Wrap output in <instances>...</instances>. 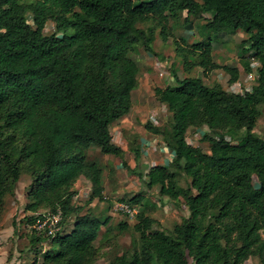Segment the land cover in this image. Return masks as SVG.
I'll return each instance as SVG.
<instances>
[{"label":"trees","instance_id":"trees-1","mask_svg":"<svg viewBox=\"0 0 264 264\" xmlns=\"http://www.w3.org/2000/svg\"><path fill=\"white\" fill-rule=\"evenodd\" d=\"M183 12L185 22L211 14L202 28L214 35L242 27V51L259 63L257 78L243 93L176 74L173 84L155 89L170 113L169 127H145L162 136L172 159L145 174L126 168L147 189L182 199L188 215L166 234L136 194L128 204L140 206L132 225L138 238L107 264H244L251 257L264 264V137L254 131L264 114V0H0V215L23 170L32 178L25 204L31 215L24 222L59 209L63 226L74 215L72 228L53 237L31 231L33 243H52L32 264L97 259L95 242L110 217L81 213L72 204V185L83 176L91 183L89 201L104 200L102 167L87 160L85 149L121 157L110 128L129 113L138 86L131 53L141 45L153 54L154 29L138 24L154 19L163 25ZM47 21L60 36L44 33ZM211 43L200 40L179 50L197 55L204 74L223 69L235 83L240 70L215 62ZM203 127L208 152L186 139L190 128ZM182 176L190 179L186 188L179 185Z\"/></svg>","mask_w":264,"mask_h":264},{"label":"rangeland","instance_id":"rangeland-1","mask_svg":"<svg viewBox=\"0 0 264 264\" xmlns=\"http://www.w3.org/2000/svg\"><path fill=\"white\" fill-rule=\"evenodd\" d=\"M185 16L186 13L183 12L177 19L167 18L163 25L157 24L154 19L138 24V27L143 29L148 27L154 29L153 54H147L141 45L136 46L131 53L139 67L138 86L131 93L129 113L115 121L110 128L113 141L123 149L121 157L102 154L95 146L85 149L87 160L94 161L102 167L104 200L89 201L91 183L81 176L72 185V190L76 191L72 204L82 207L81 213L89 210L99 216L110 217L108 224L101 228L99 238L95 242L98 257L93 264H107L114 256L133 249V240L138 238L137 233L132 229L135 217L130 218L123 212L115 210L116 203L122 201L130 203V198L141 194L144 205L140 206L146 208L147 213L155 219L154 226L164 230L166 234H169L173 226L188 215L182 199L174 202L162 196L158 187L147 189L137 176L128 172L126 168V165L130 168H138V171L145 174L150 166L163 162L167 164L172 159L171 151L166 149L160 134L152 132V137L156 135L157 138L152 145L141 140L145 131L150 132L145 127L146 123H150L157 130L166 131L169 127L170 113L166 105L156 98L155 89L173 84L174 74L179 78L199 77L208 86L219 84L225 90L237 93L250 90L256 81V69L259 63L250 53L243 54L241 41L247 35L242 27L230 33L214 35L202 28L203 23L211 18V14L190 16L188 22L184 21ZM27 17L30 20L29 14ZM43 31L46 34L61 35L56 31L53 21H47ZM67 32L71 33L73 29L70 28ZM200 40H211L215 62L238 67L240 74L235 83H229V75L223 69L204 74L203 69L196 65L199 61L197 55L187 53L183 56L180 53V46L187 47ZM244 60L249 62L251 72L245 69ZM254 131L264 137V114L258 119ZM205 132L204 127L190 128L186 139L190 144L208 152V142L202 139ZM136 151L139 152L138 157H135ZM31 179L30 173L23 170L14 194L5 198L4 210L0 215V264H32L35 258L40 260L43 252L52 246L51 241L44 244L33 243L31 241L33 230L27 226L30 222H24V217L31 215L30 211L25 210L28 201L26 194L30 189ZM189 181V178L182 176L179 185L186 188ZM140 206H134L135 214ZM45 210L42 208L38 212ZM73 222L74 215H70L63 223L64 230L69 231ZM123 222H126L129 228H121L120 224ZM13 229L15 231L12 233ZM244 264H259V262L257 258L251 257Z\"/></svg>","mask_w":264,"mask_h":264},{"label":"built area","instance_id":"built-area-1","mask_svg":"<svg viewBox=\"0 0 264 264\" xmlns=\"http://www.w3.org/2000/svg\"><path fill=\"white\" fill-rule=\"evenodd\" d=\"M114 207L115 210L123 212L126 216L130 218L134 217L135 210L128 203L123 201L118 202ZM27 226L36 232L44 233L49 238L64 230L61 224V211L59 209L55 212H45L41 217L27 224Z\"/></svg>","mask_w":264,"mask_h":264},{"label":"crops","instance_id":"crops-1","mask_svg":"<svg viewBox=\"0 0 264 264\" xmlns=\"http://www.w3.org/2000/svg\"><path fill=\"white\" fill-rule=\"evenodd\" d=\"M151 134H153L151 131L150 132L145 131L144 135H142V139L141 140L146 142V144H149V145L154 144L157 141V138H156V135H153V137H152ZM171 156H172V153H171ZM163 164H164V162H163ZM11 232L13 233V230Z\"/></svg>","mask_w":264,"mask_h":264}]
</instances>
